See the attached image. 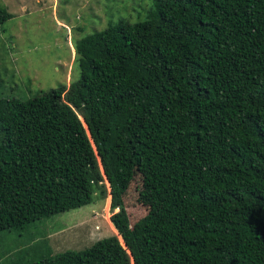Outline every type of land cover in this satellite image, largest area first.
Instances as JSON below:
<instances>
[{"label":"trees","instance_id":"1","mask_svg":"<svg viewBox=\"0 0 264 264\" xmlns=\"http://www.w3.org/2000/svg\"><path fill=\"white\" fill-rule=\"evenodd\" d=\"M150 1L75 41L70 86L0 97V235L118 210V236L23 264H264V0Z\"/></svg>","mask_w":264,"mask_h":264},{"label":"rangeland","instance_id":"2","mask_svg":"<svg viewBox=\"0 0 264 264\" xmlns=\"http://www.w3.org/2000/svg\"><path fill=\"white\" fill-rule=\"evenodd\" d=\"M0 2L13 16L0 26V97L20 100L70 86L80 77L75 41L102 32L119 20L132 24L145 21L153 5L150 0ZM136 188L129 196L137 195ZM116 212L109 196L38 222L21 233L5 232L0 235V264L38 262L118 236L111 220ZM134 214L143 215L144 211Z\"/></svg>","mask_w":264,"mask_h":264},{"label":"clouds","instance_id":"3","mask_svg":"<svg viewBox=\"0 0 264 264\" xmlns=\"http://www.w3.org/2000/svg\"><path fill=\"white\" fill-rule=\"evenodd\" d=\"M122 240V238L120 239V241ZM123 241V240H122ZM122 243V242H121ZM123 245V244H122ZM124 246V245H123Z\"/></svg>","mask_w":264,"mask_h":264},{"label":"water","instance_id":"4","mask_svg":"<svg viewBox=\"0 0 264 264\" xmlns=\"http://www.w3.org/2000/svg\"><path fill=\"white\" fill-rule=\"evenodd\" d=\"M122 244L124 245V247H125V244L122 242Z\"/></svg>","mask_w":264,"mask_h":264}]
</instances>
